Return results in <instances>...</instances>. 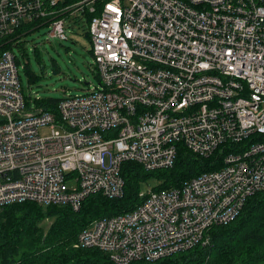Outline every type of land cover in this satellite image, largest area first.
Listing matches in <instances>:
<instances>
[{
    "label": "built area",
    "instance_id": "1",
    "mask_svg": "<svg viewBox=\"0 0 264 264\" xmlns=\"http://www.w3.org/2000/svg\"><path fill=\"white\" fill-rule=\"evenodd\" d=\"M60 2L0 0V46L12 47L0 56V212L27 202L79 211L91 195H124L123 163L167 170L180 147L200 157L225 147L221 170L141 192L134 211L95 220L74 245L115 264L209 246V230L264 191V0L79 3L72 17L94 15L99 83L57 114L27 110L15 50L40 28L68 40Z\"/></svg>",
    "mask_w": 264,
    "mask_h": 264
},
{
    "label": "trees",
    "instance_id": "2",
    "mask_svg": "<svg viewBox=\"0 0 264 264\" xmlns=\"http://www.w3.org/2000/svg\"><path fill=\"white\" fill-rule=\"evenodd\" d=\"M84 1L88 0H61L58 7L69 9L64 15L69 21L79 23L82 16L89 22L94 15L88 11L75 17L70 12ZM86 37L91 43L89 32ZM25 43L24 40L19 44L23 57L27 55ZM11 49V45H1L0 56ZM29 67L27 64L24 68L32 77ZM25 100L27 110L34 105L58 113V99L32 100L25 96ZM250 141L251 138L243 146ZM229 153L221 147L209 157H200L180 147L173 168L152 172L135 162L123 163L124 195L116 199L91 195L79 211L69 206L45 208L32 202L9 205L0 212V264H115L107 253L98 249H76L74 245L79 234L95 220L134 211L143 202L140 197L142 183L151 179L158 181L152 191L180 188L204 173L221 170ZM48 221L52 223L47 229L45 223ZM208 234L209 246H198L157 261L130 264H264V191L249 198L233 222L212 227Z\"/></svg>",
    "mask_w": 264,
    "mask_h": 264
},
{
    "label": "rangeland",
    "instance_id": "3",
    "mask_svg": "<svg viewBox=\"0 0 264 264\" xmlns=\"http://www.w3.org/2000/svg\"><path fill=\"white\" fill-rule=\"evenodd\" d=\"M80 22L66 21L68 40L61 41L51 36L50 28H40L29 33L26 41L27 55H16L21 61L19 76L26 96L33 99H58L86 94L99 83L98 70L92 54V45L86 37L88 21L80 16ZM29 64L32 77L24 68ZM32 79V80H31ZM49 129H43L40 135L45 137ZM72 184H75L73 182ZM158 181L142 183V193H148L158 186ZM71 187V184H69ZM48 206H45L47 208ZM52 221L45 223L48 229Z\"/></svg>",
    "mask_w": 264,
    "mask_h": 264
},
{
    "label": "bare ground",
    "instance_id": "4",
    "mask_svg": "<svg viewBox=\"0 0 264 264\" xmlns=\"http://www.w3.org/2000/svg\"><path fill=\"white\" fill-rule=\"evenodd\" d=\"M92 249V248H91Z\"/></svg>",
    "mask_w": 264,
    "mask_h": 264
}]
</instances>
